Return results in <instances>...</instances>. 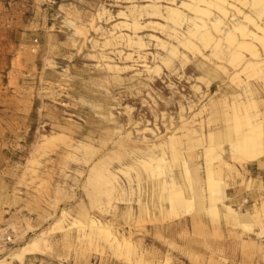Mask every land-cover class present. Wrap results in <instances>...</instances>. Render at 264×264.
I'll list each match as a JSON object with an SVG mask.
<instances>
[{
    "label": "rangeland",
    "instance_id": "obj_1",
    "mask_svg": "<svg viewBox=\"0 0 264 264\" xmlns=\"http://www.w3.org/2000/svg\"><path fill=\"white\" fill-rule=\"evenodd\" d=\"M147 3L0 0V264H20L9 252L42 231L47 248L23 264H135L140 258L144 264H264V240L256 235L194 210L152 209V200L143 199L150 179L140 173V159L162 157L153 146L165 135H179L183 123L220 135L233 101L251 100L252 108H239L259 118L264 109V70L231 80L225 43L221 60L212 48L204 52L207 58L178 48L163 31V19L132 9ZM135 17L142 26L136 32L121 23ZM217 19L212 12L210 20ZM241 19L230 10L222 34ZM186 25L177 30L185 32ZM181 140L182 157L189 159L190 152L202 164V145ZM224 159L238 169L218 171L228 184L225 202L260 213L264 162L242 168L227 154ZM164 171L162 179L170 180V163ZM198 175L205 177L203 169ZM92 178L110 186L109 205L99 203L104 186ZM251 178L256 182L247 183ZM143 200L147 214L138 213ZM60 208L69 218L96 217L110 236L87 226L70 229L67 222L65 229L50 230Z\"/></svg>",
    "mask_w": 264,
    "mask_h": 264
},
{
    "label": "bare ground",
    "instance_id": "obj_2",
    "mask_svg": "<svg viewBox=\"0 0 264 264\" xmlns=\"http://www.w3.org/2000/svg\"><path fill=\"white\" fill-rule=\"evenodd\" d=\"M163 2L164 5L160 4ZM246 5L253 13H249L245 9ZM132 7L139 13V16L144 11L147 15L151 14L163 19L165 21L163 31L167 37L174 40L178 48L187 50L191 54L207 58L204 52L212 48L214 53L211 55L221 60L219 47L225 43L229 50L228 66L233 69L229 73L231 80H238L241 73L253 77L264 70V23L262 22L264 0H181L179 4L176 0H149V3L145 5H132ZM230 10L233 11V14L241 15L242 19L238 22L229 23V31L224 35L221 27L225 25ZM212 12L217 13L219 19L211 21ZM121 15L127 18L126 14L121 13ZM130 21H122L121 23L133 32L142 27L136 17ZM182 23L187 24L185 32L177 30ZM154 24L161 28L164 27L158 22ZM221 34L223 37L217 38ZM164 43L169 52L174 53L175 58L178 56L181 62L186 61L185 55L178 51L177 46L167 41ZM214 73L216 72L214 71ZM209 84L210 82L206 83V85ZM251 103V100L232 102L233 114L226 120L229 123H226L220 135L211 130H208L207 133H201L183 123L178 128L179 135H165V140L153 146L160 148L162 157L151 156L140 159L139 171L140 173L146 172L148 179H150L145 185L150 192L148 194L143 192V199L152 200V205L150 204L152 209L160 210L166 207L168 211L181 213L194 210L215 221L220 220L233 227H239L243 231L252 233L257 238L264 240V224L261 217V213L264 216V208L260 213L257 210L252 212L240 211L227 204L224 191L228 188V184L225 178L218 174V171L224 167L238 170L235 167L232 168L224 159L225 154L230 159H236L242 168L247 163L260 162L264 158V109L262 110L263 118H259L256 113L242 112L239 108V106H244V109L246 107L250 109ZM192 107L195 106H190L189 109ZM181 137H185L187 143L194 142L202 145V164L195 162L193 154L190 152L188 153L189 159L186 160L182 157L176 146L178 142L182 143ZM224 143L228 145L227 148ZM165 154L168 156L167 159L163 157ZM164 163H170L173 168V177L170 180L162 179V176H165ZM199 169L204 171L205 177L203 179H200L198 175ZM90 181L92 184L94 182L97 187L104 186L103 191L100 192L104 199L99 203L105 202L106 205H109L110 186L103 185L97 178H92ZM254 181L256 182L251 178L247 183ZM243 202H246V199ZM147 210L148 203L143 200L138 206V213L147 214ZM83 219L84 221L69 218L66 209L60 208L59 215L53 219L49 229H65L64 223L67 222L66 226L70 229L75 227L78 230H83L87 226L103 231L106 238L110 236L108 226L100 223L96 217L86 214ZM26 228L32 231V226L27 225ZM67 232L65 231L64 235ZM45 234L46 231H42L40 234L34 235L22 245L11 250L8 256L23 264L27 256L42 252V247L47 248ZM19 236H23V234ZM81 236L85 237V233L81 232ZM112 240L115 241L114 238ZM262 254L264 260V244ZM135 264H144V261L141 258L136 259ZM163 264H169L167 259Z\"/></svg>",
    "mask_w": 264,
    "mask_h": 264
},
{
    "label": "crops",
    "instance_id": "obj_3",
    "mask_svg": "<svg viewBox=\"0 0 264 264\" xmlns=\"http://www.w3.org/2000/svg\"><path fill=\"white\" fill-rule=\"evenodd\" d=\"M229 17V16H228ZM264 162V158L260 161V163L262 164ZM258 164V163H257ZM258 176V178H260L261 179V181H263L262 180V177L260 176V175H257ZM263 179H264V176H263ZM264 182V181H263ZM227 189L228 188H226L225 189V191H224V194H225V197H226V200H229L230 198L228 197V195H227Z\"/></svg>",
    "mask_w": 264,
    "mask_h": 264
},
{
    "label": "built area",
    "instance_id": "obj_4",
    "mask_svg": "<svg viewBox=\"0 0 264 264\" xmlns=\"http://www.w3.org/2000/svg\"><path fill=\"white\" fill-rule=\"evenodd\" d=\"M247 202V201H246ZM245 203V202H244Z\"/></svg>",
    "mask_w": 264,
    "mask_h": 264
}]
</instances>
